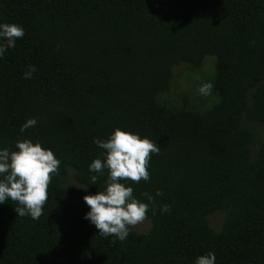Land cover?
Segmentation results:
<instances>
[{"label":"trees","instance_id":"obj_1","mask_svg":"<svg viewBox=\"0 0 264 264\" xmlns=\"http://www.w3.org/2000/svg\"><path fill=\"white\" fill-rule=\"evenodd\" d=\"M0 23L25 32L0 59V148L39 141L60 161L39 219L0 204V264H194L209 251L216 264H264V141L250 151L264 126V0H0ZM206 57L212 103L169 98L174 69ZM115 128L160 147L148 181H122L153 196L149 231L130 226L123 242L97 235L66 188L71 169L103 190L93 140Z\"/></svg>","mask_w":264,"mask_h":264},{"label":"clouds","instance_id":"obj_2","mask_svg":"<svg viewBox=\"0 0 264 264\" xmlns=\"http://www.w3.org/2000/svg\"><path fill=\"white\" fill-rule=\"evenodd\" d=\"M24 34V28L18 24L0 23V59L7 49L15 47L17 39ZM35 71L36 68L29 65L23 78L31 79ZM211 89V83H203L198 86L197 92L206 96ZM36 123L35 118H29L20 126L19 131L22 133ZM93 143L104 151L91 161L88 170L99 175H103L106 170L107 177L102 191L83 196L88 206L83 219L98 229L97 235H111L123 242L129 234V227L147 218L153 196L144 194L148 203L141 202L133 196L132 186L122 181H148L150 153L158 154L160 147L146 137L120 128L113 129L106 140L94 139ZM15 149L10 151L7 147L0 148V204L6 200L14 201L18 205L14 208L16 216H29L37 220L43 214V206L48 199V185L51 176L57 174L60 161L50 149L42 147L39 141L18 140ZM97 179V175H92L90 184L95 185ZM160 195L162 193L156 190L155 196ZM169 210L167 204L160 208L161 213ZM194 264H216V256L209 251L197 256Z\"/></svg>","mask_w":264,"mask_h":264},{"label":"rangeland","instance_id":"obj_3","mask_svg":"<svg viewBox=\"0 0 264 264\" xmlns=\"http://www.w3.org/2000/svg\"><path fill=\"white\" fill-rule=\"evenodd\" d=\"M212 57H206L204 59L203 65L196 69L191 68L188 65H180L174 69L175 82L171 89L169 98L174 100H182L186 98L187 100L200 102L203 100L204 108L210 105L213 101V96L211 91L208 95H200L197 92L199 85L203 83H208L213 71ZM258 133L257 140L250 146L251 155L254 156L259 148L261 142L264 141V126H256ZM67 198L72 201L83 203V196L94 195L93 192L87 187L75 182L72 176V170H69L67 183ZM84 188V189H81ZM224 218L223 212H215L207 217L208 224L214 230L218 231L221 227ZM131 228L138 233H147L150 229V223L146 219L137 225L131 226Z\"/></svg>","mask_w":264,"mask_h":264}]
</instances>
